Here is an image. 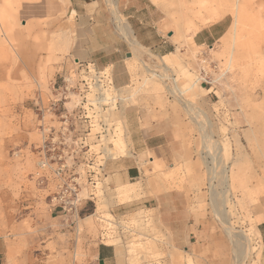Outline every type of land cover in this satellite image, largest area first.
I'll return each mask as SVG.
<instances>
[{
	"label": "rangeland",
	"instance_id": "1",
	"mask_svg": "<svg viewBox=\"0 0 264 264\" xmlns=\"http://www.w3.org/2000/svg\"><path fill=\"white\" fill-rule=\"evenodd\" d=\"M152 2L166 13V28L174 34L168 56L137 42L116 0H0V235L10 242L6 264H97L99 247L115 252L114 264H236L214 201L240 241L235 249L243 250L248 236L251 253L242 264H262L256 215L264 202V0ZM81 26L94 48L88 60L72 52ZM86 102L104 112L100 146H92L99 142V126L89 127L98 113L86 114ZM64 120L71 131L91 132L82 151H113L107 160L96 155L101 187L82 191L93 196L83 204L77 230L65 216L50 213L51 183L31 175L40 126ZM158 121L173 131L167 144L138 148L137 131ZM119 135L124 145L117 143ZM124 159L135 161L141 173L113 194L118 175L107 165ZM171 190L178 198V229L196 226L185 246L179 230L175 246L164 223L161 198Z\"/></svg>",
	"mask_w": 264,
	"mask_h": 264
},
{
	"label": "crops",
	"instance_id": "2",
	"mask_svg": "<svg viewBox=\"0 0 264 264\" xmlns=\"http://www.w3.org/2000/svg\"><path fill=\"white\" fill-rule=\"evenodd\" d=\"M116 1L118 12L124 17V20H126L129 26L128 29L130 28V33L139 44L156 54H164L166 56L168 53H171L169 49L175 47V44L171 41L174 34L172 29L166 28V13L160 6H157L152 0ZM85 29L86 28L83 26L79 28L75 46L72 50L74 56L82 60L90 59L93 56L92 49H94L90 42L89 34ZM197 35L198 34H196L195 37H197ZM121 40V37L117 38V41L120 42ZM171 135H173V131L168 124L158 121L148 124L145 128L142 127L141 130L137 131V136H134L137 137L136 145L138 148L144 149L145 146L147 149L155 150L164 144L166 145ZM128 155H131L129 150ZM121 158L122 157H119V159ZM153 162L154 160H151V163ZM107 169L112 170V172L117 171L118 175L115 177L113 194L118 193V190H127L132 184L130 181L138 178L141 173L138 164L130 159L110 162L107 165ZM100 187L101 183L98 182L97 188L100 189ZM121 193L124 195V192ZM166 194H168L166 198H161L162 203H164L163 219L166 228H168L172 234V240L175 246H178V230L182 232L181 239L182 242H184V246L192 243V237L195 235L196 226L184 223L182 227H179L181 229H178V212H174V210L178 211V198L175 196V191L173 190L166 191ZM121 204H125V202L117 203V205ZM54 212L55 211L50 209V213ZM89 218L90 216H88L86 220ZM256 218V227L260 233V239L264 246V202L262 210L257 213ZM9 247L10 242L8 238L4 235H0V264H6ZM115 255V252L110 250V248L99 247L96 250L97 264H114L116 259ZM261 256V263L264 264V250ZM234 261L238 264L236 259H234Z\"/></svg>",
	"mask_w": 264,
	"mask_h": 264
},
{
	"label": "built area",
	"instance_id": "3",
	"mask_svg": "<svg viewBox=\"0 0 264 264\" xmlns=\"http://www.w3.org/2000/svg\"><path fill=\"white\" fill-rule=\"evenodd\" d=\"M40 128L41 141L36 151V167L31 175L39 183H51L47 202L49 208L65 216L69 225L77 230L83 204L87 199L92 200L89 196H93L89 193L84 197L82 191L90 184L95 186L97 170H101L102 164L95 163L98 153L88 154L90 149L81 150L87 145L88 132L82 135L81 129L71 131L67 120L59 126L41 125ZM120 233L118 229L115 234Z\"/></svg>",
	"mask_w": 264,
	"mask_h": 264
},
{
	"label": "bare ground",
	"instance_id": "4",
	"mask_svg": "<svg viewBox=\"0 0 264 264\" xmlns=\"http://www.w3.org/2000/svg\"><path fill=\"white\" fill-rule=\"evenodd\" d=\"M0 15H1V13H0ZM0 20H1V17H0ZM126 36V35H125ZM125 38V37H124ZM166 56H168V55H166ZM203 63V62H202ZM99 75V74H98ZM198 75V81L200 82V83H203L202 82V80H205V78L203 77V75H202V73L200 72V73H198L197 74ZM111 92V91H110ZM170 92H171V94H176V92L175 91H171L170 90ZM86 96V95H85ZM85 99H86V97H85ZM86 101H87V99H86ZM190 106V105H189ZM84 108H85V110H86V114L87 113H90V112H93V111H96L97 110V119H94V120H92V119H90V117L88 116V115H86V117L88 118V119H90L91 120V125H89L90 127H91V130H92V127H95V126H99V132L98 133H100V135L99 136H97L98 137V141L100 142H97L95 145H92V146H100L101 145V141H102V139H101V137L102 136H104L102 133H105L106 131L105 130H107V123L105 122V118H104V115L102 116V114L104 113L103 112V110H102V106L101 105H99V106H93L92 105V103L91 102H86V103H84ZM190 109H192L191 107H190ZM199 111V110H198ZM197 111V112H198ZM199 112H201V111H199ZM197 115H198V113H197ZM195 116H196V114H195ZM200 116V115H199ZM201 117V116H200ZM203 117V116H202ZM197 118V117H196ZM203 126V125H202ZM90 130V129H89ZM102 134V135H101ZM91 132H88V134H86V139H87V143L89 142V140L91 139ZM121 140H124V139H122V136L121 135H119L118 137H117V139H116V141H117V143H118V141H120L119 143H122V141ZM210 140H211V138H210ZM125 141V140H124ZM114 142V141H113ZM206 142V141H205ZM210 143V142H209ZM123 144V143H122ZM124 145V144H123ZM118 146V145H117ZM121 149V148H120ZM217 150H218V148H217ZM107 153H108V157H107ZM119 153V152H118ZM97 154V153H96ZM98 154H102L100 157H102V156H104V158L107 160L108 158H113V157H109V154H110V156H112L113 155V151L112 152H107L105 149H103L102 147L100 148V152L98 153ZM214 154H217V152L215 153L214 152ZM214 174V173H213ZM212 174V177L214 176ZM215 177V176H214ZM213 177V178H214ZM212 178V179H213ZM211 179V180H212ZM230 180V179H229ZM96 184H97V182H96ZM96 184H95V186H94V188H96ZM230 186V185H229ZM212 205H213V208H214V212H215V214H216V216H217V219L219 220V222L223 225V227H224V230H225V232H226V234L230 237V239H231V241H232V244L234 245V252H235V259H236V261L238 262V264H242V259L244 260L245 258H246V256L248 255V254H250L251 253V251H250V246H249V239H248V236L247 235H245V237H244V240H245V245H243V250H240V248L238 247L237 249H235V246L236 245H238V243H240V241H239V239L237 240V239H233V232H232V229H233V227H232V225H231V223L224 217V214L223 215H221L220 214V212L216 209L217 207H218V204L214 201V202H212ZM217 206V207H216ZM226 207V206H225ZM230 209H232L233 208V206L232 205H230V207H229ZM227 211V210H226ZM225 211V212H226ZM229 216V215H228ZM236 237V236H235ZM242 239V238H241ZM243 241V240H242ZM242 243H244V242H242ZM241 243V244H242Z\"/></svg>",
	"mask_w": 264,
	"mask_h": 264
}]
</instances>
